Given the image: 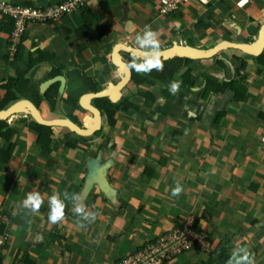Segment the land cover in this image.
I'll list each match as a JSON object with an SVG mask.
<instances>
[{
  "label": "crops",
  "instance_id": "obj_1",
  "mask_svg": "<svg viewBox=\"0 0 264 264\" xmlns=\"http://www.w3.org/2000/svg\"><path fill=\"white\" fill-rule=\"evenodd\" d=\"M62 1L0 0L34 8ZM211 1L204 7L191 2L163 16L157 0H91L83 11L55 23L29 25L12 60L8 32L2 31L7 26L0 17V98L4 81L25 72L31 57L34 65L26 76L35 90L40 92L54 78L52 72L65 80L62 93L58 84L53 112L46 101L37 107L41 117L82 121L92 115L79 99L120 81L113 48L122 44L136 49L135 36L145 25L158 34L161 51L175 45L211 49L222 41H256L264 23V0ZM217 55L190 59L195 83L187 88L182 82L178 96L156 80L154 86L142 87L151 100L128 85L114 105L128 99L133 106H119L113 127L103 117L97 142L89 148L90 139L52 128L51 152H45L27 128L26 115L7 119L15 134L8 142L0 140L1 151L14 146L11 157L0 163V210L9 219L0 264H113L189 217L199 221L198 231L207 234L209 246L166 264H227L221 262L222 243L229 257L239 245L254 255L255 264H264V76L247 75L241 68L249 63L246 53L227 49ZM241 70L246 74L238 86L241 101L231 90L202 98L206 79L234 81ZM185 71L180 68L172 80L182 81ZM90 161L100 164L94 176ZM177 182L184 191L173 198ZM32 191L44 196L35 215L22 207ZM65 191L82 194L86 206L98 214L86 228L78 227L69 201L65 219L49 223L47 198L54 193L63 198Z\"/></svg>",
  "mask_w": 264,
  "mask_h": 264
},
{
  "label": "trees",
  "instance_id": "obj_2",
  "mask_svg": "<svg viewBox=\"0 0 264 264\" xmlns=\"http://www.w3.org/2000/svg\"><path fill=\"white\" fill-rule=\"evenodd\" d=\"M85 8V7H84ZM81 9V11L84 10ZM5 21V25L7 26L6 31L9 33L11 30L12 24L11 20L7 17H2V21ZM85 29V28H84ZM163 62V70L162 71H152L150 74H137L135 71H132V83L136 86L148 85L154 86V80L163 82L166 85H169L172 80L174 74L180 70V68H186V71L182 74L181 79L187 88H193L195 83V78L192 75V70L190 68L191 60L190 59H174V60H165ZM256 62L258 65L257 74H260L264 69V52L259 54L256 58ZM222 66V63H219ZM34 61L32 58H29V65L25 72H16L14 77H8L6 81L1 85V89L3 95L0 98V112L9 106L13 105L14 102L22 99H27L33 102L36 107H39L42 101H46L53 112L57 106V98H58V84H52L43 94H41L38 90H35L33 87L29 85L30 80L26 76L28 71L33 67ZM245 67V63L243 62L241 68ZM56 72H52L50 77H55ZM246 78V75L238 80L222 82L221 84L215 83L210 79H206L204 87L202 89V98L205 99L210 93H223L226 90H231L234 93H237L238 86L240 82ZM85 80V79H84ZM140 96L147 98L149 100L152 99V96L149 92L139 91ZM73 104V99H69ZM98 108L102 110L104 113L105 123L113 127L116 124L115 115L119 109V106L132 107L133 104L129 102L128 99H123L118 106H115L108 102L106 98H100L95 100ZM27 128L37 137L36 144L45 152H51V137H52V128H46L39 126L33 122L29 123ZM15 134L14 130H11L6 122H0V140L4 142H8L10 137ZM14 151V146L9 145L5 151L0 150V163H5L8 158L11 157ZM199 221L197 219L193 220V228L198 231L197 223ZM180 225V224H179ZM178 225V226H179ZM194 248H200L199 246H194ZM193 248V249H194ZM218 249L221 251L222 259L221 262H227L229 256L227 254V249L225 244H221ZM1 262V260H0Z\"/></svg>",
  "mask_w": 264,
  "mask_h": 264
},
{
  "label": "built area",
  "instance_id": "obj_3",
  "mask_svg": "<svg viewBox=\"0 0 264 264\" xmlns=\"http://www.w3.org/2000/svg\"><path fill=\"white\" fill-rule=\"evenodd\" d=\"M91 0H64L57 5L44 8H34L24 5H13L0 2V17H8L12 27L7 36L10 60L17 46L20 44L24 33L29 25L33 23H55L66 15L79 12L87 6ZM246 1V0H245ZM191 2L201 6H207L211 0H157V9L160 15L166 16L176 11L180 6ZM243 3L244 1H240ZM8 215L0 213V260L7 244L4 232L8 225ZM207 248L208 236L193 228V218L182 220L179 226L173 230L163 233L156 238L144 243L133 252L119 258L113 264H166L181 254L190 251L194 246Z\"/></svg>",
  "mask_w": 264,
  "mask_h": 264
},
{
  "label": "water",
  "instance_id": "obj_4",
  "mask_svg": "<svg viewBox=\"0 0 264 264\" xmlns=\"http://www.w3.org/2000/svg\"><path fill=\"white\" fill-rule=\"evenodd\" d=\"M227 49H235L247 54H261L264 51V23L260 27L259 36L254 43L239 44L222 41L213 48L207 50H198L191 46L175 45L169 50L166 49L161 51V58L162 61L174 59H208L218 54L222 50ZM132 52H135L133 48L122 44H118L113 48L112 63L117 67L118 71L123 75V77L115 85L108 83L105 89L82 95V97L79 99V103L81 107L86 109V111L92 115V117L86 116L79 124L69 119H53V121L45 120L41 117L39 109L33 104V102L27 99H21L17 102H14V104L8 107L6 110L1 111L0 122H4L13 116L24 114L30 117L35 124L42 127L67 129L72 134L82 139H91L95 137L102 129L103 112L96 106L89 104V101L106 98L109 103L114 104L119 100L120 92L132 79V72L129 73L128 63L124 61L126 55L133 57ZM135 53L138 52L136 51ZM56 82L59 83V92L62 93L65 80L60 76L46 81L40 87V93H44L47 88Z\"/></svg>",
  "mask_w": 264,
  "mask_h": 264
},
{
  "label": "clouds",
  "instance_id": "obj_5",
  "mask_svg": "<svg viewBox=\"0 0 264 264\" xmlns=\"http://www.w3.org/2000/svg\"><path fill=\"white\" fill-rule=\"evenodd\" d=\"M175 43L176 42L174 41L173 44L175 45ZM181 43L184 42L181 41ZM135 45L136 51L139 53V55H134L129 61V73L135 71L137 74H150L154 70H163V62L161 58V44L158 39V34L152 30L151 25H145L143 32L135 36ZM126 57L129 56L126 55ZM181 84L182 81L180 80L170 81L168 85V91L172 95H176L180 90ZM99 168V161H90V176H94L99 170ZM183 191L184 189L182 185L177 182L176 185L171 189V197H179V195ZM65 201H69L71 203V209L73 214L79 217L76 223L81 229L86 228L87 225L93 223L97 219L98 214L86 206L82 194H70L69 192L65 191L63 193V198H61V195L59 193H54L53 195L47 198L49 223L56 225L61 223L65 219L67 208ZM43 204L44 196L38 191H32L27 193L26 197L22 200V207L28 210V212L32 215L38 214ZM227 264H255V258L254 255L247 248L240 247L239 245H237L232 250Z\"/></svg>",
  "mask_w": 264,
  "mask_h": 264
},
{
  "label": "rangeland",
  "instance_id": "obj_6",
  "mask_svg": "<svg viewBox=\"0 0 264 264\" xmlns=\"http://www.w3.org/2000/svg\"><path fill=\"white\" fill-rule=\"evenodd\" d=\"M256 27V26H255ZM257 28V27H256ZM254 30V29H253ZM224 37V39H228V40H233V36H227V35H223ZM246 41V40H245ZM250 41H253V40H250ZM185 46H189V45H185ZM210 46V45H209ZM198 50H207V49H198ZM222 51H225V50H222ZM264 52V51H263ZM262 52V53H263ZM220 53V52H219ZM217 55V54H216ZM215 56H213V57H211V58H208V59H213ZM217 57H218V55H217ZM249 59H248V61H249V63L248 62H246V64H245V70H246V72H247V75H252V76H254L255 74H257V71H258V66H257V62H256V58L258 57V55H255V54H248V56H247ZM246 57V58H247ZM201 60V59H200ZM203 60H205V59H203ZM218 60V59H217ZM216 60V61H217ZM125 62H127V63H129V61H126L125 60ZM214 65H216L217 63H213ZM204 65H209V64H204ZM218 65H220V64H218ZM242 65V64H241ZM247 66V67H246ZM221 67H223V65L221 66ZM245 70H241L242 71V73L240 74V78H237L236 80H240V79H242L246 74L244 73V71ZM259 77L261 76V78L264 76V69L262 70V72L260 73V74H257ZM160 93V92H159ZM163 93V92H162ZM180 94V93H179ZM161 96H162V94H160ZM231 95H234V98L236 99V100H239V101H241V98H242V96L240 95V91L238 90L237 91V93H232L231 92ZM176 96H178L177 94H176ZM225 97V96H224ZM229 97V96H228ZM103 132H104V130H103ZM98 137H96L95 136V138L93 137V138H91L90 140H91V142H89L86 146H88V148H89V146H92V145H94V144H96V142H97V140L95 141V139H97ZM87 148V149H88ZM72 149H74L73 147H72V145H71V143H70V150H72ZM87 149H85V150H87ZM73 152H76V151H73ZM78 152H79V154L81 155V152H80V149L78 150ZM0 213H1V210H0ZM189 218H192V217H189ZM187 219V218H186Z\"/></svg>",
  "mask_w": 264,
  "mask_h": 264
},
{
  "label": "flooded vegetation",
  "instance_id": "obj_7",
  "mask_svg": "<svg viewBox=\"0 0 264 264\" xmlns=\"http://www.w3.org/2000/svg\"><path fill=\"white\" fill-rule=\"evenodd\" d=\"M122 77H123V75H122ZM122 77H121V78H122ZM120 80H121V79H120ZM130 84H132L133 86H136V85H134V84L132 83V81H129V82L127 83L126 87H125L123 90H125V89L127 88V86L130 85ZM144 86H145V85H142V86H136V87L139 88L138 92H139V91H144V89H142V87H144ZM146 92H149V91H146ZM137 95H139V93H137ZM139 96H140V95H139ZM141 97H142V96H141ZM143 98H144V97H143ZM114 104H115V103H114ZM114 104H113V105H114ZM93 105L96 106V107L98 108V106L96 105L95 101L93 102ZM99 109H100V108H99ZM103 115H104V113H103ZM103 117H104V116H103ZM25 120H26V121H25ZM25 120H24V121H25L26 123H31V122H32V119H31L30 117H28V116H26ZM80 122H81V121H77L76 123L79 124ZM103 123H104V119H102V125H103Z\"/></svg>",
  "mask_w": 264,
  "mask_h": 264
},
{
  "label": "bare ground",
  "instance_id": "obj_8",
  "mask_svg": "<svg viewBox=\"0 0 264 264\" xmlns=\"http://www.w3.org/2000/svg\"><path fill=\"white\" fill-rule=\"evenodd\" d=\"M229 43H231V42H229ZM239 44H243V43H239ZM179 46V45H178ZM183 46V45H182ZM172 48V47H171ZM170 48H168V50H169ZM134 51L136 52V49H134ZM163 51V50H162ZM135 52H132L133 54H135V55H139V53H135ZM247 54V53H246Z\"/></svg>",
  "mask_w": 264,
  "mask_h": 264
}]
</instances>
